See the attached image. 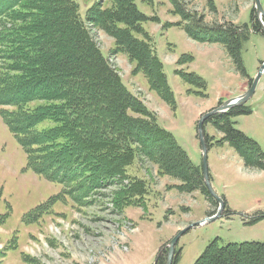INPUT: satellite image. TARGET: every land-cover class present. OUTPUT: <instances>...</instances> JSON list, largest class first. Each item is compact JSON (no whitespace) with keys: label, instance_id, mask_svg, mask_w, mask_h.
Returning <instances> with one entry per match:
<instances>
[{"label":"rangeland","instance_id":"rangeland-1","mask_svg":"<svg viewBox=\"0 0 264 264\" xmlns=\"http://www.w3.org/2000/svg\"><path fill=\"white\" fill-rule=\"evenodd\" d=\"M76 1L84 20L91 8H112L116 0ZM184 1L186 12L203 17V24L248 26L241 51L248 76L237 70L221 43L190 37L185 30L190 19L171 0H135L147 17L143 27L163 62L175 109L151 89L142 72L134 73V60L115 52L112 36L87 24L125 85L157 114L159 123L203 170L199 119L221 100L245 93L252 84L264 64V16L258 15L261 31H255V0ZM261 4L264 12V0ZM137 37L144 38L142 34ZM190 73L200 76L205 87L185 82ZM246 104L252 112L233 121L264 151V70ZM205 132L210 137V183L225 208L214 221L193 226L181 236L173 264H194L215 240L219 245L264 242V170L245 167L233 147L220 145L224 135L208 120ZM123 168L124 174L113 184L87 198L77 191L62 193L60 183L27 167L23 148L0 116V264H155L157 256L166 264L170 240L219 209L207 192L179 190L182 181L161 173L155 160L137 157ZM56 197L52 204L51 198Z\"/></svg>","mask_w":264,"mask_h":264},{"label":"trees","instance_id":"trees-1","mask_svg":"<svg viewBox=\"0 0 264 264\" xmlns=\"http://www.w3.org/2000/svg\"><path fill=\"white\" fill-rule=\"evenodd\" d=\"M171 2L190 19L185 25L190 37L221 43L237 70L248 76L241 58L247 25L203 24V17L186 12L184 0ZM146 20L135 0L91 8L84 20L76 0H0V116L23 148L27 167L60 183L62 193L77 191L87 198L113 184L138 157L155 160L161 173L181 180L179 190H200L211 197L202 167L193 164L157 114L125 85L87 24L112 36L115 52L134 60V73L142 72L151 89L175 109L163 62L143 27ZM252 21L253 29L261 31L255 7ZM184 80L202 87L206 83L195 73ZM251 112L249 105H240L208 122L224 135L218 143L233 147L245 167L264 170L262 147L233 121ZM206 140L209 147L207 134ZM156 264H163L160 256ZM194 264H264V242L219 245L215 240Z\"/></svg>","mask_w":264,"mask_h":264},{"label":"water","instance_id":"water-1","mask_svg":"<svg viewBox=\"0 0 264 264\" xmlns=\"http://www.w3.org/2000/svg\"><path fill=\"white\" fill-rule=\"evenodd\" d=\"M255 9L258 15L264 16V12H263V8H262V4H261V0H255ZM264 70V64L261 66L260 71L258 72V74L255 76V78L253 79L252 84L250 85V87L248 88V90L237 96L234 98H230L228 100H226L225 102H223L221 105H219L218 107L212 109L209 112L204 113L201 118L199 119L198 125H197V135L200 141V147H201V151H202V156H203V177H204V181H205V185L209 191V193L211 194V196H213L217 202L219 203V209L217 211V213L213 216H209L206 219L198 222V223H194L191 226H188L186 228H183L182 230H180L169 242V248H168V255H167V263L166 264H173L174 263V257H175V252H176V245L179 241V239L181 238L182 235H184L191 227L199 225V224H206L207 222H211L214 221L215 219H217L222 210L225 208V202L224 200L218 195L216 194V192L214 191V189L212 188V185L210 183V179H209V172H208V152H209V147H208V143L206 140V134H205V122L212 117L215 114L218 113H225L227 112L229 109L236 107V106H240V105H245L248 101H250V99L254 96L255 92H256V88L258 86L259 80L262 76V72ZM156 264V262H155Z\"/></svg>","mask_w":264,"mask_h":264}]
</instances>
